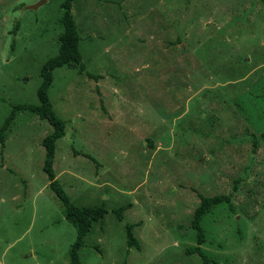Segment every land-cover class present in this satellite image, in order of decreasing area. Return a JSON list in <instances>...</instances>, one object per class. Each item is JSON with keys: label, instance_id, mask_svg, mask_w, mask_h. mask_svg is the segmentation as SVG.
Here are the masks:
<instances>
[{"label": "rangeland", "instance_id": "374dc122", "mask_svg": "<svg viewBox=\"0 0 264 264\" xmlns=\"http://www.w3.org/2000/svg\"><path fill=\"white\" fill-rule=\"evenodd\" d=\"M62 1L0 0V127L38 103ZM71 14L85 67L52 71L53 169L75 205L106 209L80 264H202L186 252L201 195L229 197L200 220L209 264H264L263 1L73 0ZM51 129L18 111L0 136V264H70L76 228L42 168Z\"/></svg>", "mask_w": 264, "mask_h": 264}, {"label": "trees", "instance_id": "16d2710c", "mask_svg": "<svg viewBox=\"0 0 264 264\" xmlns=\"http://www.w3.org/2000/svg\"><path fill=\"white\" fill-rule=\"evenodd\" d=\"M73 0H63L61 8L63 13L61 22L62 32L58 36V52L56 55L48 58L43 64L40 75L42 81L37 90L38 103H19L15 104L10 113L6 116L0 127V136L3 137V131L7 130L16 112L30 111L45 119L52 126L51 131L42 139L44 148L43 171L50 180V186L60 201L64 210V216L76 228V237L69 247L70 264H80L79 249L83 245V238L90 230L92 222L102 218L106 212L103 206H77L75 205L66 191L59 185L55 178L53 162L55 157L56 141L64 136L65 121L55 112L51 101L47 97V90L51 85L53 69L63 65H78L81 70L85 65L82 62V56L78 49L79 35L77 26L71 14ZM264 3V0H262ZM13 45V43H12ZM264 138V132L261 134ZM199 205L195 208L192 227L196 230L195 245L186 248L188 254H196L202 261V264H209V258L201 248L205 241L204 231L200 224L202 217L216 204L228 200V195L200 196ZM115 212L118 218H121V208H116ZM128 244H136L129 228L127 229Z\"/></svg>", "mask_w": 264, "mask_h": 264}, {"label": "water", "instance_id": "95a60500", "mask_svg": "<svg viewBox=\"0 0 264 264\" xmlns=\"http://www.w3.org/2000/svg\"><path fill=\"white\" fill-rule=\"evenodd\" d=\"M39 3H36L34 5H31L30 7L36 8Z\"/></svg>", "mask_w": 264, "mask_h": 264}]
</instances>
